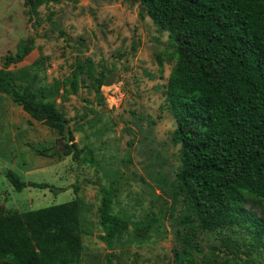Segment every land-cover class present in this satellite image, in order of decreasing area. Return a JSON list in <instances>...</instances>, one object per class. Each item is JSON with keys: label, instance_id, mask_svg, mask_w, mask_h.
<instances>
[{"label": "rangeland", "instance_id": "rangeland-1", "mask_svg": "<svg viewBox=\"0 0 264 264\" xmlns=\"http://www.w3.org/2000/svg\"><path fill=\"white\" fill-rule=\"evenodd\" d=\"M23 3L0 0V69L4 55L13 53L20 40L33 37V51L12 70L38 60L44 65L39 83L51 85L68 77L75 61L89 60L95 78L102 72L105 80L113 76V81L101 86L98 98L92 79L84 75L85 84L76 95L65 102L56 99L69 119L77 148L90 149L97 167L77 163L71 156H37L36 149L59 150L65 140L0 94V207L24 213L78 198L81 264H175L174 252L183 247L185 235L195 246L189 264H261L263 253L250 245L243 229L207 232L180 222L185 210L170 192L180 165L179 147L171 143L175 123L164 106L167 79L175 66V45L167 32L148 17L140 18V5L133 0H59L39 9L35 27ZM9 170L22 181L50 188L16 192L5 176ZM112 181L118 187L115 214L131 222L159 217L160 225L144 241H136L129 228L108 250L100 239L99 189ZM224 237L231 240L228 248ZM234 242L240 245L234 252L238 257Z\"/></svg>", "mask_w": 264, "mask_h": 264}, {"label": "trees", "instance_id": "trees-1", "mask_svg": "<svg viewBox=\"0 0 264 264\" xmlns=\"http://www.w3.org/2000/svg\"><path fill=\"white\" fill-rule=\"evenodd\" d=\"M133 1L140 5V18L148 17L175 45L164 106L175 123L171 143L179 147L180 165L170 192L185 210L180 222L207 232L243 229L250 245L263 253L264 264V0ZM58 2L24 0L23 5L35 27L40 23L39 9ZM34 46V38L28 37L18 42L13 53L4 55L0 94L58 135V140H65L59 150L36 149L37 156H71L77 163L97 167L90 149L77 148L69 119L58 109L56 99L65 102L76 95L85 84L84 75L92 79L95 96L101 98L105 74L95 78L89 60L87 65L75 61L68 77L41 85L38 72L43 62L11 69ZM5 176L16 192L50 188L22 181L10 170ZM99 191L100 239L108 250L129 228L136 241L156 232L159 217L131 222L113 212L116 182ZM82 236L78 198L24 213L0 207V264H81ZM221 240L227 248L231 245L229 237ZM182 241L183 247L174 252L175 264L193 261L194 244L186 235ZM232 246L238 257L234 252L240 245Z\"/></svg>", "mask_w": 264, "mask_h": 264}, {"label": "water", "instance_id": "water-1", "mask_svg": "<svg viewBox=\"0 0 264 264\" xmlns=\"http://www.w3.org/2000/svg\"><path fill=\"white\" fill-rule=\"evenodd\" d=\"M112 81H113V76L107 78V79L104 81L103 84L106 85V86H108V85H110V84L112 83Z\"/></svg>", "mask_w": 264, "mask_h": 264}]
</instances>
